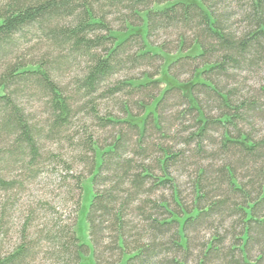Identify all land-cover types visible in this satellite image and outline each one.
<instances>
[{
  "label": "trees",
  "instance_id": "trees-1",
  "mask_svg": "<svg viewBox=\"0 0 264 264\" xmlns=\"http://www.w3.org/2000/svg\"><path fill=\"white\" fill-rule=\"evenodd\" d=\"M47 162L78 213L89 189L90 246L28 218L0 264H263L264 0H0L1 194Z\"/></svg>",
  "mask_w": 264,
  "mask_h": 264
},
{
  "label": "rangeland",
  "instance_id": "rangeland-1",
  "mask_svg": "<svg viewBox=\"0 0 264 264\" xmlns=\"http://www.w3.org/2000/svg\"><path fill=\"white\" fill-rule=\"evenodd\" d=\"M182 1L200 4V0ZM167 5L168 4H164V6ZM161 7H163V5L154 8ZM112 20H114L112 22L114 27H122V25L118 23L114 17L112 18ZM165 38L166 37L159 34L158 39H155L154 37V42L162 43L163 41H166L164 40ZM154 52L162 53L157 48L154 49ZM199 52L200 47L195 46L194 48L187 51L186 54L195 55ZM182 54L183 53L180 52L174 54H163L165 56V63L163 64L160 75L157 79L162 81V86L164 88H166L167 86L171 87L174 85H178V82L169 75L168 66ZM179 75L181 80H187L190 77L191 72L189 73L188 71L187 73H180ZM64 79L65 82H69L70 76L67 75L64 77ZM196 80H200V74L197 75ZM144 81L146 80H143L142 82ZM159 98L153 104L148 106L145 113H143L140 117L132 118L130 120L141 126L150 113H155L156 103ZM33 106L35 107L36 112L40 110L37 107L36 103H34ZM181 107L184 108L185 106ZM111 110L118 113V111H116L117 109L115 108ZM37 115L39 116V112H37ZM167 115L169 114L167 113ZM38 119H41V116H39ZM46 147L47 148L45 149L48 151L50 149L55 150V146L51 147L47 145ZM74 169H76L77 172H81L83 169V165L76 164ZM2 171L8 179H12L17 182H15V187L12 190L7 191L4 194H1L2 192H0L1 248H3L4 250H9L19 242V232L21 230V226L24 224V222L27 221L28 218L30 220V224L28 225L30 236H32L38 229L45 227L47 224L49 225V222H51L52 219H55L61 224L72 226L76 234L80 237L81 241L85 245L90 246L88 223L86 220L87 207L91 196L89 189L86 190L83 197V209L80 213H78L79 206H75V200H77L76 198L78 192L75 191V197L74 195H70V197L65 195V184L63 183L60 176L62 170L57 164L48 163V165H46L43 169L44 172H41V174L37 178H31L30 176L28 177L26 175H23L24 173H22L21 168H19L18 166L9 169L5 168ZM174 176L178 177L181 182H184L186 180V176H180L179 172L176 170L174 172ZM70 184L72 183L70 182ZM65 198L68 200H66ZM2 205H7L8 210H6V212L2 210L4 208L2 207ZM201 235L199 236L200 238ZM42 245L46 246L44 242ZM86 253L87 254L84 256L82 264H96L92 254L88 252ZM32 264H52V262L48 259V257L45 258L43 254H39V256L35 258V261H32ZM192 264L194 263L192 262Z\"/></svg>",
  "mask_w": 264,
  "mask_h": 264
}]
</instances>
